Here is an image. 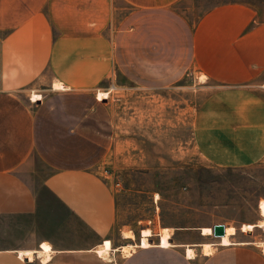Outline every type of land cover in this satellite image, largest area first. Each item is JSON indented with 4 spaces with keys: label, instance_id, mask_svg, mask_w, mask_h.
<instances>
[{
    "label": "crops",
    "instance_id": "crops-1",
    "mask_svg": "<svg viewBox=\"0 0 264 264\" xmlns=\"http://www.w3.org/2000/svg\"><path fill=\"white\" fill-rule=\"evenodd\" d=\"M186 2L0 0V264H264L233 241L235 226L218 242L212 227L192 243L167 227L159 244L144 230L139 242L108 239L115 201L98 167L113 118L99 90L112 74L144 89L204 75L214 91L193 120L201 155L222 168L264 160V18L230 2L192 20Z\"/></svg>",
    "mask_w": 264,
    "mask_h": 264
},
{
    "label": "rangeland",
    "instance_id": "rangeland-1",
    "mask_svg": "<svg viewBox=\"0 0 264 264\" xmlns=\"http://www.w3.org/2000/svg\"><path fill=\"white\" fill-rule=\"evenodd\" d=\"M230 2L252 4L264 18V0H188L185 12L197 20ZM257 81L264 86V71ZM104 85L99 92H106L113 137L110 153L98 168L114 195V232L108 238L113 246L139 242L142 230L146 239L152 231L151 244H159L165 227L173 229L172 242L192 243L200 240L201 228L223 224L237 228L234 242L252 243L264 255L259 244L264 242V160L245 167H215L196 147L193 120L214 91L205 76L188 74L176 85L144 89L112 74ZM41 97L32 92L30 101L36 104ZM125 232L136 240L124 238ZM203 232L210 235L212 230ZM199 249L196 255L204 253Z\"/></svg>",
    "mask_w": 264,
    "mask_h": 264
},
{
    "label": "bare ground",
    "instance_id": "bare-ground-1",
    "mask_svg": "<svg viewBox=\"0 0 264 264\" xmlns=\"http://www.w3.org/2000/svg\"><path fill=\"white\" fill-rule=\"evenodd\" d=\"M56 87L57 88H62L63 87V85H56ZM261 223H262V225H264V220L263 221H261ZM225 228H226V226H225ZM143 234V233H142ZM161 235H162V237L164 238V239H167V238H169V236H170V233H169V231H168V229H163L162 231H161ZM225 235H226V233H225ZM224 235V236H225ZM125 236H127V237H134V235L133 234H131V233H127V234H125ZM224 236H222V237H224ZM221 238V237H220ZM222 244L223 245H225L224 244V242L222 241ZM263 244V246H264V243H262ZM261 244V245H262ZM108 254V252H104L103 253V256H106Z\"/></svg>",
    "mask_w": 264,
    "mask_h": 264
},
{
    "label": "water",
    "instance_id": "water-1",
    "mask_svg": "<svg viewBox=\"0 0 264 264\" xmlns=\"http://www.w3.org/2000/svg\"><path fill=\"white\" fill-rule=\"evenodd\" d=\"M213 228H214L215 237L220 238V237L224 236L226 233V228H225V225H223V224H217Z\"/></svg>",
    "mask_w": 264,
    "mask_h": 264
},
{
    "label": "built area",
    "instance_id": "built-area-1",
    "mask_svg": "<svg viewBox=\"0 0 264 264\" xmlns=\"http://www.w3.org/2000/svg\"><path fill=\"white\" fill-rule=\"evenodd\" d=\"M119 185V184H118Z\"/></svg>",
    "mask_w": 264,
    "mask_h": 264
}]
</instances>
